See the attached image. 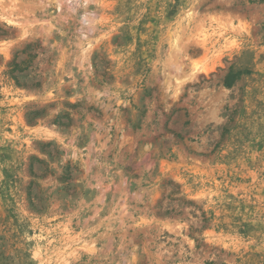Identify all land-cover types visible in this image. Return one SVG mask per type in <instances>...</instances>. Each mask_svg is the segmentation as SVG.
<instances>
[{"label": "rangeland", "instance_id": "obj_1", "mask_svg": "<svg viewBox=\"0 0 264 264\" xmlns=\"http://www.w3.org/2000/svg\"><path fill=\"white\" fill-rule=\"evenodd\" d=\"M0 264H264V0H0Z\"/></svg>", "mask_w": 264, "mask_h": 264}, {"label": "trees", "instance_id": "obj_2", "mask_svg": "<svg viewBox=\"0 0 264 264\" xmlns=\"http://www.w3.org/2000/svg\"><path fill=\"white\" fill-rule=\"evenodd\" d=\"M231 85V83L230 84H228V86H230Z\"/></svg>", "mask_w": 264, "mask_h": 264}]
</instances>
